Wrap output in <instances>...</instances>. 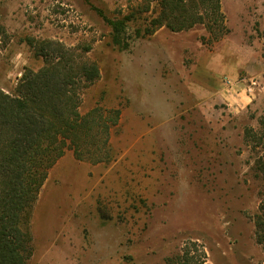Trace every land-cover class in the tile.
Here are the masks:
<instances>
[{
  "label": "rangeland",
  "instance_id": "obj_1",
  "mask_svg": "<svg viewBox=\"0 0 264 264\" xmlns=\"http://www.w3.org/2000/svg\"><path fill=\"white\" fill-rule=\"evenodd\" d=\"M149 4L0 0V88L15 94L25 69L44 66L33 45L52 39L100 67L78 111L99 107L107 121L97 118L85 135L95 141L83 145L86 152L104 150L102 123L121 109L106 161L78 159L68 148L49 170L33 207L28 264H167L189 240L203 245L211 264H264L255 239L264 197V0H221L219 24L206 17L189 29L163 26L137 37L159 14L158 3ZM104 16L129 18L122 34L128 48L114 43ZM203 59L235 71L220 74L222 81L249 76L260 85L232 105L208 94L198 102L189 82ZM145 73L149 85L159 75L174 104L173 146L160 121L135 102L142 90L136 79Z\"/></svg>",
  "mask_w": 264,
  "mask_h": 264
},
{
  "label": "trees",
  "instance_id": "obj_2",
  "mask_svg": "<svg viewBox=\"0 0 264 264\" xmlns=\"http://www.w3.org/2000/svg\"><path fill=\"white\" fill-rule=\"evenodd\" d=\"M147 1V10L149 2L158 3L159 14L152 17L143 34L137 32V37L153 35L163 26L182 31L204 23L206 17L218 24L224 18L221 0ZM104 19L112 27L114 43L128 48L122 34L129 18ZM33 48L43 58L44 66L25 69L15 94L0 88V264L29 263L33 255L31 216L49 170L68 148L74 150L78 159L106 161L109 130L121 115V109H112V123H102L104 150L94 152L87 148L86 152L83 145H95V141L90 143L85 135L94 130L97 118L107 121L99 107L85 115L78 111L82 92L100 78L99 64L52 39ZM92 137L98 139L97 134ZM255 239L264 250V197L255 215ZM167 264L211 263L203 245L189 240Z\"/></svg>",
  "mask_w": 264,
  "mask_h": 264
},
{
  "label": "clouds",
  "instance_id": "obj_3",
  "mask_svg": "<svg viewBox=\"0 0 264 264\" xmlns=\"http://www.w3.org/2000/svg\"><path fill=\"white\" fill-rule=\"evenodd\" d=\"M145 49L134 50L135 55H142ZM157 69V68H156ZM148 75L145 73L136 79L138 89L136 93V104L140 110L147 112L158 119L161 123V134L169 142L175 145L177 134L172 125L174 115V104L168 95L164 81L157 75L151 85L148 84Z\"/></svg>",
  "mask_w": 264,
  "mask_h": 264
},
{
  "label": "crops",
  "instance_id": "obj_4",
  "mask_svg": "<svg viewBox=\"0 0 264 264\" xmlns=\"http://www.w3.org/2000/svg\"><path fill=\"white\" fill-rule=\"evenodd\" d=\"M230 59V57H229ZM218 61L214 59H203L196 65V70L192 76V80L189 82V89L195 96V99L200 101L205 94L210 95L212 98L219 99L220 101H228L229 104L238 102L239 95L246 94L244 89L239 94H236L234 90L228 91L223 86L222 79L219 75H233L235 71L229 65L217 67ZM236 95V96H235ZM244 99V95L242 97ZM245 101L249 102L250 98L245 97Z\"/></svg>",
  "mask_w": 264,
  "mask_h": 264
},
{
  "label": "built area",
  "instance_id": "obj_5",
  "mask_svg": "<svg viewBox=\"0 0 264 264\" xmlns=\"http://www.w3.org/2000/svg\"><path fill=\"white\" fill-rule=\"evenodd\" d=\"M260 85L259 80L255 77L241 76L236 79L225 77L223 80V86L230 90H234L236 94H239L242 89L246 92V95L251 97L256 88Z\"/></svg>",
  "mask_w": 264,
  "mask_h": 264
}]
</instances>
